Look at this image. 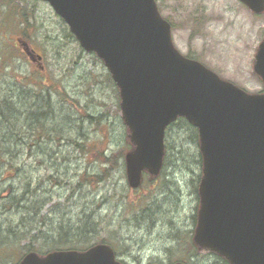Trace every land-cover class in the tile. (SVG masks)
<instances>
[{
  "label": "rangeland",
  "instance_id": "1",
  "mask_svg": "<svg viewBox=\"0 0 264 264\" xmlns=\"http://www.w3.org/2000/svg\"><path fill=\"white\" fill-rule=\"evenodd\" d=\"M17 1L26 9L27 22L24 17L19 18L21 23L9 21L6 12L0 11V102L15 93L28 98L26 107L13 114L15 134L6 136L5 148L0 149V223L15 226L0 232L6 236L14 232V257L22 246L45 249L53 239L61 238L62 233H53L59 223L64 227L66 220L70 225L88 221L97 239L112 238L115 257L124 264H168L186 255L191 249L188 244L201 172L193 128H168L164 136L166 158L164 155L158 175L145 173L138 187H128L122 159L114 154L118 146H127V133L106 67L65 35L67 26L46 2ZM155 3L170 22L172 42L182 54L197 58L249 92L262 89L252 64L264 30V13H252L238 0ZM17 35H24L41 54L42 70L13 48ZM25 75L39 80L46 89L34 90ZM19 83L22 89L16 92ZM86 112L98 116L100 123L96 125ZM25 114L29 115L28 130L22 121ZM67 136L92 147L82 150L67 141ZM173 144L181 145V154H174ZM100 152L110 157L106 174L102 168L107 163L99 157ZM114 157L117 159L111 163ZM97 175L99 181L94 178ZM24 180H28L32 195L27 208L21 210L6 202L20 195ZM205 254L199 255V261L211 264L214 257ZM10 258L0 262L5 264Z\"/></svg>",
  "mask_w": 264,
  "mask_h": 264
},
{
  "label": "water",
  "instance_id": "2",
  "mask_svg": "<svg viewBox=\"0 0 264 264\" xmlns=\"http://www.w3.org/2000/svg\"><path fill=\"white\" fill-rule=\"evenodd\" d=\"M45 1L118 88L133 145L124 154L128 185L140 184L142 170L158 173L165 127L185 117L197 129L202 160L194 243L229 264H264V91L246 92L182 55L154 0ZM240 1L255 13L264 10V0ZM253 70L264 85V33ZM18 264L121 263L99 242L83 251H29Z\"/></svg>",
  "mask_w": 264,
  "mask_h": 264
},
{
  "label": "trees",
  "instance_id": "3",
  "mask_svg": "<svg viewBox=\"0 0 264 264\" xmlns=\"http://www.w3.org/2000/svg\"><path fill=\"white\" fill-rule=\"evenodd\" d=\"M3 8V10H2ZM0 11H4L6 12L9 21H17L14 23H21L20 19L21 17H24V21L27 22L29 17H26V9H24L23 7L21 8L19 6V3L17 0H0ZM65 35L68 37H73V35L69 32V31H65ZM23 38L24 35H22ZM26 39V38H25ZM13 46V45H12ZM15 49V46H13ZM9 54V52L7 51L6 56ZM6 61V60H4ZM107 78L110 79V76L108 74V72L106 73ZM21 78H24L23 76ZM25 78H27V80L32 81L31 79L28 78V75H25ZM28 83V82H27ZM20 84V90H18L17 88L14 89L16 92L21 91L22 89V84ZM32 86L33 89L40 92V91H44L46 89V86H44L41 82H39V80H35L32 81ZM116 87H114V92L117 94L116 92ZM47 91V90H46ZM35 96L38 95L36 93H33ZM17 96V93L10 95L9 97L5 96L2 98L1 102H0V149L1 148H5V145L7 143V137L8 135H14L15 134V127L14 122H15V112L17 111V109L19 108H24L26 107L25 105L27 104L28 98L26 100V94L25 95H21V96ZM26 111V110H25ZM23 111V112H25ZM34 114H38L40 113V111H34ZM85 115L87 117H89L90 119H93L96 123V125H98L100 123V118L98 116H91L88 112L85 113ZM24 126L27 127L28 130V126H27V122L29 121V115L25 114L23 116L22 119ZM38 123V122H37ZM37 125H39L40 127H43V123L39 122ZM36 125V126H37ZM173 125H177V127H182L180 125H186L188 127H190V129H192L193 131V136L195 137L196 140V144H197V132L195 127L192 126V124H190L185 118L183 117H179L177 118L174 122L170 123V125L167 127V129L171 128V126ZM35 127V126H33ZM166 129V130H167ZM32 130V129H30ZM51 130V129H50ZM3 133V135H2ZM30 131L28 133V135H30ZM54 135H57L56 133ZM192 136H190L191 138ZM37 139L39 138V135L36 137ZM67 141H73L76 145H78L80 147V149L82 150H89L92 145H87L86 147L83 146V143L79 144L76 140H71L68 136H67ZM29 146V143H28ZM120 147V148H119ZM125 148L122 149V146H118L117 148H119V150H117L116 152H114V154L116 153V155H119V157L122 159L123 158V154L125 152V150H127V148H130V143L127 142V146H124ZM172 150L174 151V154H181V145H171ZM1 152V150H0ZM193 154L195 155L196 158V152H193ZM99 157H101L103 159L104 162L107 163V167H103L102 168V173L106 174L107 170H108V165H109V161H110V157L104 155L102 152H100V154H98ZM197 156H198V162L201 164V158H200V154L197 151ZM166 158V155H165ZM164 158V159H165ZM116 157H114L112 159V162L116 161ZM99 175L95 176L94 178L99 181ZM95 180V181H96ZM28 180H24L22 186L23 187V191L20 193V195H16L13 199H9L8 202L6 203H10V201L12 202V204L14 205V207L16 209H26L27 208V201L30 197V195H32V190L29 189L28 187ZM30 190V191H29ZM197 194V192H196ZM18 203H21V205L19 206ZM36 210V208L34 209V211ZM33 212L32 210L30 211V213ZM38 212V210H37ZM193 219H195V214ZM42 220V218H41ZM22 221V220H21ZM19 221L18 223L20 224ZM67 224L63 227V222L58 224V229L56 230L55 233L53 234H59L62 233V237L59 239H53L54 241H52V243L50 242L45 249L41 248V247H35V245L30 244V246H22L21 248H19V253L14 257L15 255V251L17 250V247L14 246V238H12L11 236L14 234V232L11 230V234L10 236H6L4 234H2L0 232V256L3 257L0 260L2 261V259H4L7 256H12V258H10L5 264H15L19 258L21 257V255L29 250H35L41 254L46 253L49 250H82L86 247H88L89 245H91L92 243H96V242H107L109 244H112V238H107V237H103V238H99L97 239V237L94 236L93 232L88 228L91 223L86 221L85 223H80L77 224L75 223L74 225H70L68 224L69 220H66ZM96 225L97 222H92ZM6 225L5 228H3V225ZM87 225V226H86ZM86 226V227H85ZM9 227H15L14 225H12L11 223H0V229L2 228L3 230H6ZM71 234L70 236H67L66 234ZM191 238V237H190ZM42 241V240H41ZM188 246L191 248L189 249L188 253L186 255L183 254V256L179 257L178 261H182L185 264H202V262L199 261V255L203 254L202 252H200L198 250V248L196 247V245L192 242V239L189 240V244ZM26 247V249H25ZM41 249V250H40ZM205 255H211L214 257V261L211 262V264H229L227 262V260L219 255H217L214 252H206ZM17 257V258H16ZM175 261V260H173ZM171 261V262H173ZM169 262V263H171ZM2 264V262H0Z\"/></svg>",
  "mask_w": 264,
  "mask_h": 264
},
{
  "label": "flooded vegetation",
  "instance_id": "4",
  "mask_svg": "<svg viewBox=\"0 0 264 264\" xmlns=\"http://www.w3.org/2000/svg\"><path fill=\"white\" fill-rule=\"evenodd\" d=\"M19 50L21 51V49L19 48Z\"/></svg>",
  "mask_w": 264,
  "mask_h": 264
}]
</instances>
